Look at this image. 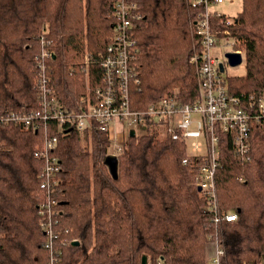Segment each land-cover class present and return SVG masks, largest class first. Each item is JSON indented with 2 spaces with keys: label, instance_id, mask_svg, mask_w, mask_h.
<instances>
[{
  "label": "trees",
  "instance_id": "obj_1",
  "mask_svg": "<svg viewBox=\"0 0 264 264\" xmlns=\"http://www.w3.org/2000/svg\"><path fill=\"white\" fill-rule=\"evenodd\" d=\"M131 1L140 16L132 28L138 72L130 85L133 109L173 92L181 102H191L198 89L189 58L199 9L189 0ZM226 18L212 19L216 36L230 37L245 63L244 75L224 77L227 92L262 95L264 0H241L224 29L220 21ZM115 21L114 0H0V111L36 107L34 60L41 35L50 42L47 70L60 103L86 110L81 100L92 101L102 84L100 62ZM249 131L243 156L235 154L229 135L221 134L217 225L205 210L208 199L194 184L196 169L182 164L186 145L156 126L121 146L116 180L103 164L109 133L93 127L58 133L50 252L37 211L44 200L42 162L33 154L42 145L41 131L1 126L0 264H141L143 256L147 264H205L215 239L225 264H264V120ZM49 132L57 133L52 123ZM225 214L235 215V221L226 222Z\"/></svg>",
  "mask_w": 264,
  "mask_h": 264
},
{
  "label": "built area",
  "instance_id": "obj_2",
  "mask_svg": "<svg viewBox=\"0 0 264 264\" xmlns=\"http://www.w3.org/2000/svg\"><path fill=\"white\" fill-rule=\"evenodd\" d=\"M192 7L198 8L194 23V44L189 63L193 66L197 78V95L189 103H183L177 93L164 95L149 103L142 110L133 109L130 99V85L136 80L138 72L134 61L135 41L132 36L133 24L140 18L133 2L128 0H114L115 26H113L112 40L103 53L100 62L102 84L93 91V100L82 98L86 103V110L76 111L63 106L57 93L50 84L47 60L53 53L49 49L50 42L45 36L39 37L40 50L35 56V88L37 91V105L35 108L23 106L15 111H0L1 126H19L26 130L42 134V145L34 152L35 159L42 162L39 174L40 188L44 191V200L37 207L41 217L40 226L47 241L45 249L51 252L53 237L52 222L56 215L52 193L58 184L57 175L60 172L58 159L52 155L56 147L58 133L75 128L83 131L90 127L110 134L113 152L117 156L121 153V146L130 137L129 132L154 125L164 134L171 135L186 145L187 156L182 164L196 169L194 184L200 187V192L208 199L206 212L212 214V223H220L218 207L216 205L215 172L219 168V144L221 134L230 137L234 152L243 156L249 149V134L252 123L264 120V93L248 96H233L227 92L223 77L224 64L214 53L215 42L224 39L231 46V53L243 54L236 50L235 42L230 37L216 36L218 31L213 28L212 19L221 14L211 12L213 3L222 0H189ZM231 18L221 19L222 28L230 27ZM227 31H224V35ZM228 53V52H227ZM226 54V53H225ZM88 55V54H87ZM85 55L84 72L87 74L88 56ZM223 65V71H220ZM87 90V77H86ZM196 116L197 120H192ZM52 123L57 130L56 135L49 132ZM191 124L195 130H190ZM109 154V152H108ZM226 222L235 221V215L225 214ZM214 247L206 264H225L224 250L218 241L211 240ZM209 244V245H210Z\"/></svg>",
  "mask_w": 264,
  "mask_h": 264
},
{
  "label": "rangeland",
  "instance_id": "obj_3",
  "mask_svg": "<svg viewBox=\"0 0 264 264\" xmlns=\"http://www.w3.org/2000/svg\"><path fill=\"white\" fill-rule=\"evenodd\" d=\"M240 6H241V0H222V3H213L211 5L210 11L211 12H217L220 14H224L226 17L229 18H234L236 16V14L240 11ZM214 53L217 55L218 60L220 62H223L224 64V73L222 74L223 77H228V76H240V75H244L245 73V63L244 61L241 62V64L237 67L231 68L229 67L226 59H225V53L230 52L231 51V46H229L228 44H226V41L224 39H219L215 42V46H214ZM192 120H197L196 116H192L191 117ZM190 130H195V125L191 124V126L189 127ZM143 133V130L141 129H137L136 130V135H140ZM113 147L112 145H110V147L108 148L109 154L112 153L113 151Z\"/></svg>",
  "mask_w": 264,
  "mask_h": 264
},
{
  "label": "water",
  "instance_id": "obj_4",
  "mask_svg": "<svg viewBox=\"0 0 264 264\" xmlns=\"http://www.w3.org/2000/svg\"><path fill=\"white\" fill-rule=\"evenodd\" d=\"M225 59L229 65V67H231V68L239 66L242 62V56H241V54H238V53L228 52L225 54ZM220 71L221 72L223 71V65H220ZM68 131H70V130H67L66 132H68ZM129 135L131 137H134L135 136L134 131L131 130L129 132ZM103 164L106 165V168H107L110 176L114 180H116L118 178V159H117V157L114 155L108 154L107 156H105ZM197 190L200 191L201 188L198 187ZM72 244L77 245L78 242L76 241V242H73ZM141 264H147L146 256L142 257Z\"/></svg>",
  "mask_w": 264,
  "mask_h": 264
},
{
  "label": "crops",
  "instance_id": "obj_5",
  "mask_svg": "<svg viewBox=\"0 0 264 264\" xmlns=\"http://www.w3.org/2000/svg\"><path fill=\"white\" fill-rule=\"evenodd\" d=\"M213 251H214L213 245L212 244L208 245V247L206 249V260L211 254H213ZM205 264H206V262H205Z\"/></svg>",
  "mask_w": 264,
  "mask_h": 264
}]
</instances>
